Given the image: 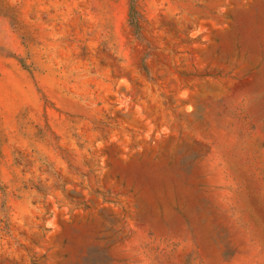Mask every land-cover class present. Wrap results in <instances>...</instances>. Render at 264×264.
I'll use <instances>...</instances> for the list:
<instances>
[{"label":"rangeland","instance_id":"obj_1","mask_svg":"<svg viewBox=\"0 0 264 264\" xmlns=\"http://www.w3.org/2000/svg\"><path fill=\"white\" fill-rule=\"evenodd\" d=\"M0 264H264V0H0Z\"/></svg>","mask_w":264,"mask_h":264},{"label":"trees","instance_id":"obj_2","mask_svg":"<svg viewBox=\"0 0 264 264\" xmlns=\"http://www.w3.org/2000/svg\"><path fill=\"white\" fill-rule=\"evenodd\" d=\"M132 1H133V0H132ZM132 8H133V4H131V10H132ZM131 18H132V17H131ZM131 24H132V26H134L135 29H137V25H136L135 20L131 19Z\"/></svg>","mask_w":264,"mask_h":264}]
</instances>
